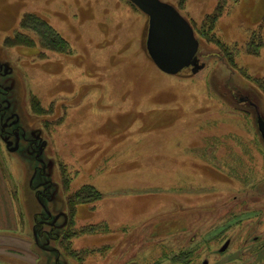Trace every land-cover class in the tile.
<instances>
[{"label": "rangeland", "instance_id": "374dc122", "mask_svg": "<svg viewBox=\"0 0 264 264\" xmlns=\"http://www.w3.org/2000/svg\"><path fill=\"white\" fill-rule=\"evenodd\" d=\"M163 1L197 73L157 67L130 0H0V264H264V0ZM29 13L70 52L21 29Z\"/></svg>", "mask_w": 264, "mask_h": 264}, {"label": "water", "instance_id": "95a60500", "mask_svg": "<svg viewBox=\"0 0 264 264\" xmlns=\"http://www.w3.org/2000/svg\"><path fill=\"white\" fill-rule=\"evenodd\" d=\"M149 17L147 51L157 67L167 74H178L191 67L197 73L205 67L200 62V41L195 29L171 3L163 0H130ZM258 127L264 138V119L258 116ZM229 245L227 241L222 250Z\"/></svg>", "mask_w": 264, "mask_h": 264}, {"label": "trees", "instance_id": "16d2710c", "mask_svg": "<svg viewBox=\"0 0 264 264\" xmlns=\"http://www.w3.org/2000/svg\"><path fill=\"white\" fill-rule=\"evenodd\" d=\"M220 14H221L220 11L217 10L213 14L207 16L206 21H209L212 17H213V21H216L217 18L220 16ZM20 27H21V29H30V30L34 31L39 36L40 42L48 48H51L53 50H58L61 52H65V53L70 52V50H71V47H70L68 40L65 39L49 22H47L45 19H43L42 17H40L38 15L31 14V13L26 14L22 18V21L20 23ZM19 34L22 35L23 33H18L15 36V39L13 41H11V43H18V44L30 43L28 37H26L24 35H22L23 37H20ZM254 35L255 36H253V38L250 39V41L248 43L249 46L247 47V50H249L250 53H253V51L258 52V51L253 50V46L255 47L254 44L259 43L258 44L259 48H261L264 44L263 42H261V41H263L261 39L262 38L261 35H259L257 32H255ZM8 41H10V40H8ZM254 49H258V48L255 47ZM85 188H87V187H85ZM83 189L77 191L75 194H78V195L84 194L85 190H83ZM90 189L93 190V193L94 192L97 193L96 198L100 197V192H98L97 189H95V188H90ZM77 197H79V196H76L75 198H77ZM73 212H74V209H73L72 213ZM90 227L92 229L93 227L97 228L98 226H90ZM85 229L86 228H82L79 231V233H83V231Z\"/></svg>", "mask_w": 264, "mask_h": 264}, {"label": "flooded vegetation", "instance_id": "af4514ba", "mask_svg": "<svg viewBox=\"0 0 264 264\" xmlns=\"http://www.w3.org/2000/svg\"><path fill=\"white\" fill-rule=\"evenodd\" d=\"M5 72H6V70H5ZM7 74H4V73H0V78L1 77H5ZM3 85V83H1L0 82V86H2ZM5 86V85H4ZM10 93H4V92H0V96H4L5 98H6V101H7V103H9L10 102V100L7 98V96L9 95ZM4 98V99H5ZM3 102V101H2ZM8 112H7V109H6V112L4 113V114H0V123H1V133L3 132L2 130H4V125L6 124V123H9L8 122ZM11 116V115H10ZM15 131V133H13V136H14V138H15V143H14V145L13 146H16V142L17 141H23V142H27V144H26V150H25V152H27V153H29V154H33L34 155V158L36 159V161H39L40 163H44V162H42L41 160H43L42 159V156H40V154H39V152L38 151H36V146H34V143H32V141L30 140L29 141V137H28V135H27V133L26 134H24L23 136L20 134V131L19 130H17V129H15L14 130ZM2 135V134H1ZM5 135H10V130H7L6 132H5ZM19 144V149L20 150H22L21 149V146H22V144H20V143H18ZM35 147V148H34ZM32 156V155H31ZM43 168V167H42ZM41 168V166L40 165H35V174L34 175H36V177L34 178V181H35V179L38 177V175H43V174H46V172L45 171H42L43 169ZM34 181H33V186L35 187V185H34ZM45 181H42V183H44ZM38 194V193H37ZM38 196H42V195H38ZM53 218V217H52ZM54 224H57V223H55L54 222Z\"/></svg>", "mask_w": 264, "mask_h": 264}, {"label": "crops", "instance_id": "0c3cea01", "mask_svg": "<svg viewBox=\"0 0 264 264\" xmlns=\"http://www.w3.org/2000/svg\"><path fill=\"white\" fill-rule=\"evenodd\" d=\"M13 221H14L15 224L17 223V221H15V220H13Z\"/></svg>", "mask_w": 264, "mask_h": 264}]
</instances>
